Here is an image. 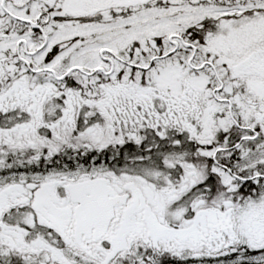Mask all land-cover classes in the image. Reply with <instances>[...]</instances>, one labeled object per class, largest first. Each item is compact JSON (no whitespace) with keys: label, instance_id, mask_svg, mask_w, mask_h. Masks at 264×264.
I'll list each match as a JSON object with an SVG mask.
<instances>
[{"label":"snow or ice","instance_id":"obj_1","mask_svg":"<svg viewBox=\"0 0 264 264\" xmlns=\"http://www.w3.org/2000/svg\"><path fill=\"white\" fill-rule=\"evenodd\" d=\"M0 264H264V0H0Z\"/></svg>","mask_w":264,"mask_h":264}]
</instances>
